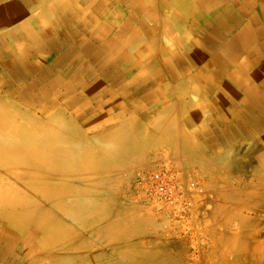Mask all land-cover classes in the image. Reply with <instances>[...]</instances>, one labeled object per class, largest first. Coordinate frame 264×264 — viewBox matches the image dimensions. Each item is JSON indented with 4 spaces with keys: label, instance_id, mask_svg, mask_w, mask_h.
I'll return each mask as SVG.
<instances>
[{
    "label": "crops",
    "instance_id": "obj_1",
    "mask_svg": "<svg viewBox=\"0 0 264 264\" xmlns=\"http://www.w3.org/2000/svg\"><path fill=\"white\" fill-rule=\"evenodd\" d=\"M95 1L0 0V61L13 65L0 68V88L50 120L49 127L8 102L0 106V264H175L166 255L169 247L159 243V220L145 215L143 198L130 186L136 173L160 165L166 153L183 183L193 176L205 177V184L234 186L249 183L258 164L255 139L239 141L264 133V127H253L264 117V0H118L115 9L124 19L114 21L112 0ZM228 7L241 20L224 34L218 19ZM253 29L258 34L253 40L244 35L240 41L241 31ZM50 42L65 47L52 67L35 58L38 53L49 57ZM238 42L231 57L223 52L228 43L234 51ZM76 51L98 58L97 68L76 57L66 70L58 69ZM115 57L141 66L134 73L142 85L115 84L119 97L101 80ZM16 73L23 76L16 80ZM92 75L101 86L93 93ZM30 84L36 85L29 93ZM79 92L86 98L78 100ZM71 93L64 106L78 119L88 114L84 108L93 99L97 109L88 121L107 122L117 109L119 126L104 135H62L70 126L52 114ZM128 100L136 117L123 119L119 106ZM240 126L254 132L240 135ZM227 128L230 135H224ZM226 137L232 145L224 146ZM241 150L251 152L237 160ZM26 168L40 176L32 179ZM233 192L232 202L239 196ZM226 201L224 196L211 200L209 217L220 214ZM235 203L232 216L240 217ZM207 205L200 199L197 211ZM240 227L247 234L239 240L232 235L231 245L221 246L231 254L216 263L264 264V257H255L251 224L247 220Z\"/></svg>",
    "mask_w": 264,
    "mask_h": 264
},
{
    "label": "rangeland",
    "instance_id": "obj_2",
    "mask_svg": "<svg viewBox=\"0 0 264 264\" xmlns=\"http://www.w3.org/2000/svg\"><path fill=\"white\" fill-rule=\"evenodd\" d=\"M100 1L102 0H96L95 3L98 4ZM117 1L118 0H112L111 2L113 10L110 15L117 16H112L113 21L114 19H124L121 18L124 16V13L119 14L116 12L115 6ZM103 12L104 9L96 12V14H102ZM110 15H108V17ZM82 16H85V13H83ZM91 16L92 15H89L88 17ZM114 28L116 32L118 31L119 26L116 28V25H113V29ZM69 30L70 28L63 29L64 32ZM79 31H81L80 35L86 34V29H80ZM77 37L79 38L80 36ZM46 46L49 51V57L38 53L39 57L37 55L35 58H37V61H44L48 66L52 67L55 65L57 58L63 53L65 47H60L54 42H50ZM90 56L82 55L76 51V54L69 55L61 66L58 65V69L66 70L73 61L72 59L76 57H84L83 59L86 61L88 67L96 69L98 58ZM84 60L81 61L83 62ZM55 77L56 76L48 78ZM101 80L106 87L111 89L115 96L117 95V97H119L120 92L114 90L115 79L112 75H110V72L103 75ZM122 95L123 94H121V96ZM73 96L74 93H71L58 101L57 111L61 112L58 114L56 111L52 114L55 115L53 119L56 117H59L60 119L61 117L62 121L60 120V122L66 125V127L70 126L72 128L65 132L63 131L62 135H104V132H106L110 127L111 129H116L119 126L120 119L119 117H116L118 113L117 109L110 111L112 112V115H107V122L96 121L95 123H92L91 121H88L92 113L95 112V109H97V103H95L93 99L88 100L89 102L86 103V107L84 108L89 109L88 114L78 119L74 113L75 111L73 112L71 109L64 106L70 98H73ZM77 97L78 100L86 98L85 95L83 96L82 92H79V96L77 95ZM7 102L14 105L21 114L30 115L35 120L40 123H46L50 127V120L44 119V117L36 110L30 109L18 102H14L5 89L0 88V106L6 107L8 105ZM81 104L82 102L80 101L76 109L80 108ZM119 107L124 112L123 119L130 118L131 115H136L132 110L131 100L122 101V107L121 105ZM224 125L225 124H223V126ZM248 139H255V148H259V150L255 153L258 164L252 168L250 173L252 179H250L249 183L245 181V183L240 182L234 186L231 184H217L214 182H208L205 184L208 179L205 177L199 179L197 177L194 178L193 176L188 179L186 183H183L180 179V172L168 163L166 153L161 154L163 156H161L160 165L151 168L146 167L136 173L134 182L131 183L130 186L132 190L137 192L138 195L143 198V201L146 204L145 215L149 212L159 220V243L160 245L169 247V249H165L168 251V254L166 255H170L175 264H221L216 262L221 259L222 254L223 256L231 254L229 249H222L221 246L231 245L230 241L232 235H234V240H239L243 237V235L247 234L240 230V224L247 222V220L251 224L253 230V232L250 233L252 235L251 239L256 241L255 257L256 259L264 257V133L259 132L252 137H241L239 142L240 144L247 143ZM224 140V146L232 145L230 142L231 137H226ZM249 152L251 151L241 150L237 153V160H240V157L244 156L245 153L248 154ZM259 158L262 161L260 160L259 162ZM223 163L228 164L229 160L226 161L225 158L223 159ZM15 169L16 171H23L25 168L16 167ZM26 169L31 171L32 179H36V177L40 176L39 170L33 168ZM159 172H171L174 175L179 196L172 205L164 203L159 198L151 195L148 193V189L146 188L148 184V177ZM243 174L247 175L248 173ZM16 186L24 188L25 185L17 183ZM233 191H235L236 194H239V196H237V201L232 202V195L234 194ZM223 196L228 197V201L225 203L226 207L220 214L218 213L216 217H209V213L212 208L210 201L219 199ZM200 199L206 203V205L208 204L205 211L202 212L197 211V205ZM234 202H236L235 207H238L240 217L232 216V203ZM145 239L150 241L151 237L145 236Z\"/></svg>",
    "mask_w": 264,
    "mask_h": 264
},
{
    "label": "bare ground",
    "instance_id": "obj_3",
    "mask_svg": "<svg viewBox=\"0 0 264 264\" xmlns=\"http://www.w3.org/2000/svg\"><path fill=\"white\" fill-rule=\"evenodd\" d=\"M181 10V9H180ZM219 21H220V23H221V26H222V32L224 33V34H226V33H229L230 31H231V27L233 26V25H238L239 24V22H240V20H241V14L239 13V12H235V11H232V9H231V7H228V8H226L225 10H222L220 13H219V19H218ZM253 31V32H252ZM251 31V33H247V34H244L242 31H241V33L238 35V38L240 39V41L242 40V38L244 37V35H247L248 36V38H249V40H250V38L253 40L258 34H257V32L253 29ZM240 42H238L237 43V45H236V49L234 50V51H232V48H233V44L232 43H228V44H226L225 46H224V48H223V52L226 54V55H229L230 57H231V54L232 53H235L240 47H239V44ZM242 46V45H241ZM17 52V51H16ZM13 59V58H12ZM225 60L226 59H224V62H225ZM4 63H6V62H4ZM104 63H106V61H104ZM226 63V62H225ZM108 65H109V68H108V70L110 71V75H112V77L115 79V81H116V79H117V77H118V75H122L123 77H119L118 78V80H117V82L115 83L116 85L115 86H121V85H125V86H128V87H130V88H138V86H140V85H142L141 84V81H139L138 80V75L137 74H135L134 73V68L135 69H137V67H139V70H141V66H140V64L137 62V61H135V60H132V59H129V58H127V57H125V58H122V57H115L114 58V60L111 62V61H109L108 62ZM13 65H8L7 63H6V65H2V63H1V61H0V68L2 69V68H4L5 70H6V68H11ZM17 65H15V67H16ZM99 66V68L100 67H102L101 66V64H99L98 65ZM28 68L30 69L31 68V65L30 64H28ZM23 70V69H22ZM123 71V72H122ZM97 72V71H96ZM9 73V72H8ZM23 73V72H22ZM45 73V72H44ZM211 73V72H210ZM209 73V74H210ZM93 74V73H92ZM93 75H95V74H93ZM93 75L91 76V78H90V80H91V83H92V91H91V93H93V92H95V90L97 91V90H99L100 88H101V86L99 85L100 83L96 80V78H94L93 77ZM125 75H126V77H125ZM8 76V75H7ZM21 76H23V74H21V75H18V73H16V75H15V78H16V80L17 79H19ZM26 76V75H25ZM214 76V75H213ZM6 77V76H5ZM177 77V76H176ZM14 78V77H13ZM194 78V77H193ZM211 78V77H210ZM11 80H13V79H11ZM15 80V81H16ZM85 81V80H84ZM84 81H79V82H84ZM197 82V81H196ZM20 83V82H19ZM38 83H39V81H38ZM42 83V82H41ZM198 83V82H197ZM18 84V83H17ZM16 84V85H17ZM40 84V83H39ZM210 84V83H209ZM214 84V83H213ZM36 85V84H35ZM35 85L34 84H30V85H28L27 86V89L25 88V91H27V92H29L30 90H32L33 91V88L35 87ZM206 86H208V85H206ZM18 87V86H17ZM123 87V86H122ZM121 87V88H122ZM19 88V87H18ZM18 88H17V90H18ZM116 88V87H115ZM207 88V87H206ZM48 89V88H47ZM14 90H16V89H14ZM16 90V91H17ZM35 90H36V88H35ZM43 90H45L44 88H43ZM135 90V89H134ZM39 90H37V92H38ZM40 91H41V89H40ZM37 92H35V93H37ZM43 92V91H42ZM42 92H40V93H42ZM45 92V91H44ZM110 92H111V90H110ZM30 93V92H29ZM32 93V92H31ZM34 93V92H33ZM107 93V92H106ZM109 93V92H108ZM107 93V94H108ZM15 94V93H14ZM95 94V93H94ZM100 94V93H99ZM29 95V94H28ZM39 95H41V94H39ZM96 95V94H95ZM98 95V94H97ZM96 95V96H97ZM110 95V94H109ZM112 95H114V94H112ZM23 99L25 98L24 97V93H23ZM33 96H35V95H33ZM107 96V95H106ZM14 97V96H13ZM36 97V96H35ZM31 98V97H30ZM93 98V97H92ZM96 98V97H95ZM94 98V99H95ZM38 99V98H37ZM103 99V98H102ZM117 99V98H116ZM36 100V99H35ZM118 100V99H117ZM38 101H41V102H43L42 100H38ZM37 101V102H38ZM111 102V101H110ZM163 101H161V103H162ZM40 104V103H39ZM52 105V104H51ZM54 105V104H53ZM166 105V104H165ZM164 105V106H165ZM165 110V109H164ZM45 112V111H44ZM9 119H12V118H9ZM263 119H264V117L263 118H261V122L260 123H258V124H256L255 123V125L253 126V127H256V129H255V131H259L260 129L262 130V128L264 127V121H263ZM7 120H8V118H7ZM7 120H6V122H7ZM9 121H12V120H9ZM5 122V121H4ZM4 125H5V123H4ZM7 125V124H6ZM123 125V124H122ZM9 126H11V125H9ZM16 126H17V124H16ZM4 127H7V126H4ZM15 127V126H14ZM105 127H107V126H105ZM145 127V126H144ZM252 127V128H253ZM9 128V127H8ZM7 128V129H8ZM13 129V128H12ZM12 129H11V131H12ZM69 129H71L70 127H69ZM240 135H247L249 132H251V133H253L254 131H249V130H247V128H246V126H244V127H242V126H240ZM18 130V129H17ZM9 131V130H8ZM16 131V129L15 130H13L12 132H15ZM6 132V131H5ZM179 132V131H178ZM248 132V133H247ZM9 133V132H8ZM232 133V130H230L229 128H227L226 130H225V132H224V135H230ZM11 135V134H10ZM132 135H134V134H132ZM143 135V134H142ZM144 135H148V133H145ZM14 136V135H13ZM179 137V136H178ZM146 137H143V139H145ZM3 139V138H2ZM31 141V140H30ZM19 142V141H18ZM20 142H22V141H20ZM25 142V141H24ZM24 142H22L23 143V145L24 144H27V143H24ZM34 142V141H33ZM35 143V142H34ZM33 143V144H34ZM45 143V142H44ZM12 144V143H11ZM17 144V143H16ZM32 144V145H33ZM179 144V143H178ZM30 145V144H29ZM21 146V145H20ZM180 146V145H179ZM35 147H36V145H35ZM34 147V148H35ZM6 148L7 147H5V150H6ZM20 148V147H19ZM22 148H23V146H22ZM24 149V148H23ZM26 149V148H25ZM4 150V151H5ZM9 150V149H8ZM7 150V151H8ZM38 150V149H37ZM3 151V152H4ZM10 151H12V150H10ZM60 151V150H59ZM22 152H23V150H22ZM7 153V152H6ZM11 153V152H10ZM30 153V152H29ZM40 153V152H39ZM58 153V152H57ZM13 154V153H12ZM37 155V154H36ZM56 155L57 154H55V157H56ZM60 155V154H59ZM59 155H57V156H59ZM0 156H1V154H0ZM33 156V155H32ZM31 156V157H32ZM43 157V156H42ZM67 157V156H66ZM45 158V157H44ZM57 158V157H56ZM69 158V157H68ZM58 159H59V157H58ZM68 160V159H67ZM6 161V160H5ZM55 161H57V160H55ZM54 161V162H55ZM44 162V161H43ZM51 162V164L53 163L52 161H50ZM53 165H55V164H53ZM47 167V166H46ZM18 195V194H17ZM2 206V205H1Z\"/></svg>",
    "mask_w": 264,
    "mask_h": 264
},
{
    "label": "built area",
    "instance_id": "obj_4",
    "mask_svg": "<svg viewBox=\"0 0 264 264\" xmlns=\"http://www.w3.org/2000/svg\"><path fill=\"white\" fill-rule=\"evenodd\" d=\"M148 193L159 198L164 203L172 205L179 196L174 175L171 172H159L147 179Z\"/></svg>",
    "mask_w": 264,
    "mask_h": 264
}]
</instances>
